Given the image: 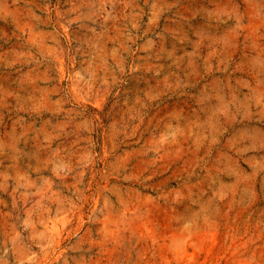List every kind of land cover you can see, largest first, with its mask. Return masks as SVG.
<instances>
[{
  "label": "rangeland",
  "instance_id": "obj_1",
  "mask_svg": "<svg viewBox=\"0 0 264 264\" xmlns=\"http://www.w3.org/2000/svg\"><path fill=\"white\" fill-rule=\"evenodd\" d=\"M0 264H264V0H0Z\"/></svg>",
  "mask_w": 264,
  "mask_h": 264
}]
</instances>
